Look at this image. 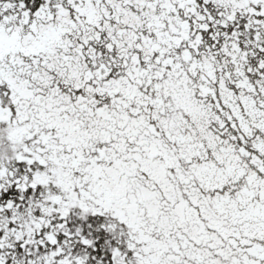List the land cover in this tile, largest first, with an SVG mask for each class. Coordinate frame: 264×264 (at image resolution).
<instances>
[{
    "label": "snow or ice",
    "instance_id": "snow-or-ice-1",
    "mask_svg": "<svg viewBox=\"0 0 264 264\" xmlns=\"http://www.w3.org/2000/svg\"><path fill=\"white\" fill-rule=\"evenodd\" d=\"M0 264H264V0H0Z\"/></svg>",
    "mask_w": 264,
    "mask_h": 264
}]
</instances>
